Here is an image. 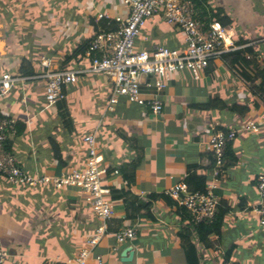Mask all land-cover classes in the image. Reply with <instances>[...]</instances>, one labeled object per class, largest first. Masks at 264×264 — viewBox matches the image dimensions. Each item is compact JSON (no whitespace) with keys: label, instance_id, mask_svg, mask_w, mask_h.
<instances>
[{"label":"crops","instance_id":"crops-1","mask_svg":"<svg viewBox=\"0 0 264 264\" xmlns=\"http://www.w3.org/2000/svg\"><path fill=\"white\" fill-rule=\"evenodd\" d=\"M214 1L233 17L231 28L239 38L250 40L264 33L263 0ZM128 14L124 0H0V33L6 43L1 62L7 71H16L21 51L12 36L14 28L6 32L4 23L37 18L44 23L38 29L40 42L50 48L41 57L48 62L42 71L0 76L19 77L1 102L2 113L17 119L15 133L6 142L17 167L31 176H60L85 164L90 150L87 137L95 136L100 165L109 169L104 185L111 192L114 214L86 264H190L186 241L180 236L185 227L190 229L198 264H264V226L255 211L259 200L256 178L264 175V130L239 132L227 146L215 191L220 202L216 216L221 215L218 233L200 240L186 211L165 195L174 184L185 183L188 166H196V173L205 177L210 172L209 125L227 131L264 111V105H259L254 113L251 109L242 117L226 108L194 107L214 100L253 108L251 85L237 65L211 60L199 79L188 68L171 74L158 115L123 96L112 110L107 109L111 79L90 67L86 52L78 63L60 66L64 54L97 31L115 29L113 20ZM17 17L22 19L17 21ZM152 43L177 51L186 47L182 31L166 23L162 13L146 21L134 49L149 50ZM56 72L74 76V82L64 86L62 108L68 114L67 122L45 98L46 78ZM40 74L51 75L40 78ZM22 97L25 103L19 102ZM52 141L64 164L55 156ZM137 157L135 180L127 185L120 167ZM121 192L130 197L126 199ZM133 196L139 202L133 204ZM149 197L156 198L144 207ZM99 224L75 188L58 189L52 183L16 186L0 176V243L9 254L4 264H67L88 246ZM129 226L136 228L135 239L117 243L114 234ZM128 246L133 256L124 261L121 252ZM96 256H101L100 262Z\"/></svg>","mask_w":264,"mask_h":264},{"label":"built area","instance_id":"built-area-1","mask_svg":"<svg viewBox=\"0 0 264 264\" xmlns=\"http://www.w3.org/2000/svg\"><path fill=\"white\" fill-rule=\"evenodd\" d=\"M129 14L125 18L113 20L117 26L113 30L97 31L90 39L86 50L90 58V67L109 75L112 83L107 109L112 110L123 96L131 103L146 106L153 115L163 109L162 95L171 74L188 68L194 79H199L209 61L222 59L250 49L249 47L264 42L262 37L252 39L239 38L232 28L223 26L217 21L208 22L200 17L192 0H124ZM162 13L166 23L177 26L184 35L186 47L173 50L152 43L149 50L134 49L135 40L148 19ZM103 15H99L102 19ZM1 28V26H0ZM4 41L0 33V62L5 56ZM42 65L48 66L47 60L41 58ZM154 76V77H152ZM12 76L0 78V176L16 186H35L41 183H52L58 189L67 186L77 189L85 203L100 220L95 234L87 241L88 246L81 248L67 264H86L93 248L99 243L107 230V222L113 217V201L110 190L104 185L109 169L100 165L94 141L89 135V156L81 167L71 169L57 177L31 176L17 167L13 153L6 142L15 133L16 117L2 113L1 102L11 89L15 79ZM74 82V76L56 72L46 78L45 98L48 105H56L65 100L64 86ZM25 103V97L19 99ZM264 130V111L256 119H249L237 128L227 131L217 129L214 124L207 128V146L213 157V166L206 176V187L202 192H190L186 183L171 186L165 195L183 208L192 224L210 225L215 220L219 198L216 195L220 177L225 165L227 146L239 132L258 133ZM118 171L115 170L116 174ZM258 204L255 211L259 223L264 226V175L256 178ZM137 231L135 226L122 228L116 232L115 240L122 244L133 241ZM8 251L0 243V264H4ZM100 262L101 256H96Z\"/></svg>","mask_w":264,"mask_h":264},{"label":"trees","instance_id":"trees-1","mask_svg":"<svg viewBox=\"0 0 264 264\" xmlns=\"http://www.w3.org/2000/svg\"><path fill=\"white\" fill-rule=\"evenodd\" d=\"M195 3L199 16L206 17L208 22L217 21L223 26L232 27L231 23L233 22V17L225 10L223 7L210 5L208 0H192ZM2 4V2H1ZM8 4V3H7ZM9 5V4H8ZM263 10H264V0L262 2ZM21 7H24V3H21ZM264 13V12H263ZM24 19V15L22 16ZM21 17H17V21L22 19ZM40 20V19H39ZM12 23V22H10ZM11 25V24H10ZM44 26L42 21H38L37 18L26 17L24 21H21L19 24H15L14 27L10 26L13 30L12 36L16 37L19 42V47L21 51L20 59L16 66V71L18 73H31L38 72L45 69L41 64V57L49 53V47L43 46L40 42L41 36H39L38 29L39 27ZM241 37H243L241 35ZM90 40H85L80 42L71 52H67L61 58L62 67H68L75 63L79 62V59L84 57L85 52L88 47V43ZM222 60L229 61L232 65H237V69L241 72L243 77L247 79V81L251 85V92L255 98V102L253 104V108H250L247 105H240L237 103L227 104L224 102H216L214 100H210L206 103L196 104L194 107L209 110L215 107L226 108L231 112L238 114L239 116H247L249 111L252 109V113L255 112L256 108L259 105H264V47L258 50L248 49L246 51L236 53L230 56L223 57ZM65 100L56 104L59 108L61 116L64 118V121L67 122L66 117H68L67 113H63V108ZM218 129V128H217ZM220 130H223L221 128ZM225 131V130H224ZM53 151L55 152V156L59 158L60 162L62 159L58 156V150L54 142L52 141ZM139 157L124 163L120 167V172L123 179L126 181L127 185H130L135 180V170L139 165ZM64 164V163H63ZM188 190L190 192H202L206 187V177L203 175H198L196 173V166H188L186 171V176L184 179ZM127 192H121L120 195H125L126 199L129 198V195H126ZM134 197V196H133ZM156 197H149L148 203H145L144 207H149L151 203L154 201ZM125 199V200H126ZM128 202V201H126ZM139 202L137 197H134L133 204ZM183 210V208H181ZM186 216H188L186 214ZM130 217V216H129ZM189 218V217H188ZM215 220L210 225L205 224H194V229L198 235L200 240H204V235H208L211 233H218L221 223V215H215ZM190 221V218H189ZM182 239L186 241L185 253L188 255L190 264H198V260L196 257V250L190 242V229L188 227L183 228L180 233ZM193 259V260H190Z\"/></svg>","mask_w":264,"mask_h":264},{"label":"rangeland","instance_id":"rangeland-1","mask_svg":"<svg viewBox=\"0 0 264 264\" xmlns=\"http://www.w3.org/2000/svg\"><path fill=\"white\" fill-rule=\"evenodd\" d=\"M207 2H209L210 3V5L211 6H213V8H215L217 5L215 4V1L214 0H208ZM219 7V6H218ZM220 7H222L221 5H220ZM15 23H16V21H13L12 23H10L11 25H8L7 23H4V26L2 25V29L4 30V31H6V32H8L10 29H11V27L10 26H12V27H14L15 26ZM231 28V27H230ZM233 29V28H232ZM234 31V30H233ZM3 35H5V33H3ZM9 35H10V33H9ZM9 35H8V37H9ZM264 35V33H260V34H257V35H255L256 37H262ZM8 40V39H7ZM6 44V43H5ZM7 44L9 45V43L7 42ZM264 47V42L263 43H260V44H257V45H255V46H252V47H249L250 49H252V50H258V49H260V48H263ZM3 62V61H2ZM2 62H0V76L1 75H3V74H5V73H16V71H7L4 67H3V63Z\"/></svg>","mask_w":264,"mask_h":264},{"label":"water","instance_id":"water-1","mask_svg":"<svg viewBox=\"0 0 264 264\" xmlns=\"http://www.w3.org/2000/svg\"><path fill=\"white\" fill-rule=\"evenodd\" d=\"M133 256V250L132 246H128L123 249L121 252V257L123 258L124 261L130 260Z\"/></svg>","mask_w":264,"mask_h":264},{"label":"bare ground","instance_id":"bare-ground-1","mask_svg":"<svg viewBox=\"0 0 264 264\" xmlns=\"http://www.w3.org/2000/svg\"><path fill=\"white\" fill-rule=\"evenodd\" d=\"M51 74H40L39 75V77L40 78H45V77H48V76H50ZM10 79H19V77H12V78H10ZM15 81V80H14Z\"/></svg>","mask_w":264,"mask_h":264}]
</instances>
